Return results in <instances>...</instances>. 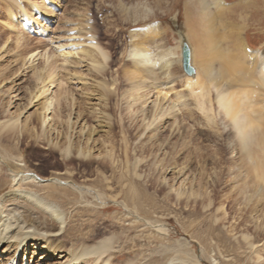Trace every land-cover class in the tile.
I'll list each match as a JSON object with an SVG mask.
<instances>
[{"label":"rangeland","instance_id":"rangeland-1","mask_svg":"<svg viewBox=\"0 0 264 264\" xmlns=\"http://www.w3.org/2000/svg\"><path fill=\"white\" fill-rule=\"evenodd\" d=\"M21 1V4L17 5L12 0H0V153L22 154L23 162L17 164L22 166L26 164L28 170L35 172L42 179L50 178L51 174L55 176L65 174L62 168L53 169L54 166L58 167V164L62 162L61 153L54 147V144L55 142L62 144L64 141L61 132L65 128L64 121L67 120V116L71 115L72 120L77 114H81L86 123L84 132L80 136L81 142H83V137H87L88 128H92L91 138L99 140L95 149L102 148V139H105L104 146L107 149L110 146L114 149L113 159L115 162L113 165L109 164L106 171L107 178L111 176L112 179L110 180L111 194H107L108 200L106 199L102 206L95 209L88 207L87 210H80L77 214L73 212L74 218L67 228L70 230L69 237L66 234L65 239H60L62 250H66L67 253L77 249L82 235L84 237L89 230L95 229V231L100 230L104 234L101 235L103 236L101 238H113L116 242L114 250H112L115 256L107 264H160L164 259L163 251L165 249L167 253L171 254L170 259L176 258L173 264H253L252 261L255 260V257L244 247L240 249L236 247L235 241L231 238L235 232L229 234V227L230 225L234 227L233 222L236 218L243 219L244 225H246L243 228L249 227L248 229L254 235L253 218L257 217L259 219L257 224L264 225V200H261L256 205L257 207H254L253 202L247 207L242 205L239 207L236 202L242 197L239 196V190L232 186H239L240 189L249 188L246 192L250 194L251 184L247 183L246 186L242 184L244 182L242 181L243 174L242 178L233 179V173L238 172L235 165H238L236 160H238V156L240 159V155L231 152V144L226 137L229 128L225 121L218 119L216 126L218 129L207 130L203 118L196 117L194 120L187 115L188 110H195L194 98L185 85L183 86L185 84L183 80L185 77L195 76L196 69L192 62L208 58L206 25L203 24L199 0H177L175 2L165 0L166 8L162 9L156 8L150 0V2L148 0H57L59 7L55 8L54 16L49 21H41L45 30L44 37H37L25 32L23 39L26 44L16 46V37L23 29L11 21L10 15L16 19L15 22H18L22 16V9L29 11L28 1ZM121 3L127 7L146 4L147 8L145 9L152 16L150 15V20L138 24H122L114 16V26L113 23L110 26L107 25L108 21L113 22L111 10L118 8L119 5H122ZM226 5L229 11L220 15L221 26L218 27L220 29L218 32H221L223 36L222 39L225 37L223 47L227 46L234 53L237 42L243 41L249 55L253 54L258 65L261 64L264 59V0H226ZM155 24L161 28L163 50L165 49L167 53L170 52L169 58L166 59L169 63L172 62L170 73L174 72L175 75H173L174 73L169 74V79L157 82L158 85H166L159 87L160 90L162 89V93L167 95L164 100L156 97L157 89L152 90L146 87L145 90L138 92L144 97L129 109L127 92L130 90L131 84L122 77L121 69L129 63L128 52L133 39L132 34L142 33L141 29L152 28ZM10 25L11 27H9ZM80 27L86 28L79 29L80 31L75 30ZM87 32L94 38L95 45L88 42L90 34L86 35ZM194 35L195 37H193ZM183 43L187 44L191 52V67L195 70L191 76L186 75L182 69L181 47ZM93 46L98 47L107 56L102 72L93 69L90 60L83 58L84 56L80 53L83 50L93 49ZM62 53H70L68 60L58 56ZM31 55L34 56L29 59ZM198 57L199 59H197ZM177 59L180 60L179 64L176 63ZM251 67L250 62L248 63L249 70ZM172 68L174 70L171 71ZM40 74L41 80L39 79ZM52 78V83H49ZM99 86L105 87L107 97L111 100L107 107H102V102L99 100V94L104 93ZM42 89L45 90L43 94ZM146 94L148 95L146 96ZM176 99H179L176 103V109L180 110L177 112L178 120H182L180 128L185 130V135L186 132L189 133V136L186 135L189 138L188 145L179 150L177 157L178 160L181 157L180 163L189 160L190 168H187V172L179 177H175L176 171L166 173L167 186L158 181L152 187L146 184L151 183L150 178L153 179V177H149L150 175L148 176V165L151 167L152 160L148 165H145L144 159L147 157L145 154L130 153L129 161H125L121 148L124 147V135L128 138L129 135L125 133L124 129L129 126L141 125L140 109L145 112L150 111L155 101L159 109H165ZM51 100V106L46 111L42 110L44 104ZM99 109L105 110L109 120L103 119V116L99 114ZM38 114H41L40 119L42 120L44 114V123L42 120L37 122ZM11 121H15V131H3V126ZM173 121L171 118L167 119L163 129L161 128V138L166 139L167 137L170 144L180 147V142L178 143L175 138H170L172 131L168 129V126ZM117 122L123 126V130L115 125ZM111 124L112 127L114 126L115 138L110 139V136L105 135L109 134ZM159 124H162L161 120ZM31 130L38 135L46 133L44 138L52 142L53 145L51 143L46 145L42 139L34 140L33 137L23 140V137H27ZM139 130H132V136L136 137ZM76 132V134H72L74 142L79 137V129H76ZM146 135L147 132L136 140L130 139L131 150L140 141L147 140L145 139ZM89 144L90 142L88 146ZM251 147L254 146L251 145ZM49 150L58 153L55 158L50 160L49 164L53 165H50L51 168L45 165L42 159L33 155V153H49ZM254 152L256 151L252 152L253 156L256 155ZM256 156L260 159L259 165L262 172L264 170V153H257ZM136 159L142 160V164L137 168L135 167ZM160 159H162L161 156ZM80 165L78 160L73 162L74 168L78 170L81 169ZM202 168L208 174L203 178L202 185L207 183V187H209L208 183L215 178L214 173L224 172V175L218 178L221 181L217 189L219 198L215 201L214 207L212 205L211 212H202L205 218H200V215L189 212L190 205L185 208L183 204H180V201H177L174 192H168L171 186L185 192L190 189L196 190L199 182L197 174L202 171ZM134 171L140 175V179L136 177ZM79 176L76 177L78 182H84L85 178ZM86 179L88 178L86 177ZM1 184L5 185L6 191L10 189L9 172L4 173V182L2 181ZM160 187L163 189L162 193L157 192ZM211 190L209 187L208 192ZM40 193L43 197L46 194L45 192ZM166 194L168 199L165 198ZM110 196L111 198H109ZM226 198L234 202V205L232 210L226 211L229 225L225 224L222 227L223 224L220 221L222 214L221 211L216 210V207H218L217 204L222 203L226 209V203L224 204ZM138 199L157 204L152 208H150L151 205L149 208L145 207L148 211L145 210V212L150 213V216L148 215L146 218L141 214L140 217L145 218V221L146 219L152 220V224L155 226L161 224L167 233L165 236L168 240L164 239L162 233L158 236L152 233L147 225L140 228L128 224L125 217L136 215L131 205L136 204ZM123 201L131 204L128 209L122 206ZM239 208H244V211L239 212ZM154 221L159 222L157 224L153 223ZM213 221L217 222L216 226ZM142 229H145L143 234ZM224 234H226L225 237ZM259 234L260 237L256 239L255 243L259 257L264 260V229ZM152 240L155 243H152ZM29 248V252L32 253V247ZM119 249L122 251L120 254L117 253L120 252ZM176 250L183 253L176 255L173 253ZM29 252L27 251L26 254ZM41 256L42 254L35 255L29 262L25 261V264L27 262L28 264H37L40 262ZM22 259L23 256L20 260ZM55 262H58L57 258L48 260L47 264H55ZM64 262L65 260L61 261V263Z\"/></svg>","mask_w":264,"mask_h":264},{"label":"bare ground","instance_id":"bare-ground-1","mask_svg":"<svg viewBox=\"0 0 264 264\" xmlns=\"http://www.w3.org/2000/svg\"><path fill=\"white\" fill-rule=\"evenodd\" d=\"M12 1L16 2L17 5H20L22 2L21 0ZM25 1H28L29 11H23L21 5L22 16L18 19V22H15L16 19L10 15L11 21L20 29H28L27 31L24 29L20 31L18 37H16V46H23L26 44L23 39L25 32L37 37H44L45 30L41 21H49L55 14V8L58 9L59 7V0ZM150 1H152L158 9L166 8L165 0ZM172 1L175 2L177 0ZM199 6L203 17V24L206 25L205 33L208 58L199 62H192V65L196 69V71L193 70V74L194 71L196 74L192 78L185 77V80H183L185 82L183 86L185 85L190 95L194 98L195 110H188L187 115L194 120L196 117L203 118L207 130H212V128H216L217 130L218 128L216 126L218 119L225 121L229 128L226 137L231 144V152H236L240 155V159L238 156V160H236L238 165H235L237 166L238 172L233 173V179L240 178L243 174V178H241L244 182L242 184L244 186H246L247 183L251 184L250 194L246 192L249 188L244 187L241 188V190L239 186H232V188L239 190V196L242 197V199H238L236 202L239 207L241 205L247 207L252 202L254 207H257L256 205L261 200H264V170L261 172V166L259 165L260 159L256 156L257 153H264V148H262L264 147V59L261 64L258 65L253 54L249 55L250 53L246 51L247 49L243 41L237 42L238 44L235 46L234 53L231 52L227 46L223 47V39H225V37L222 39L223 36L221 32L218 31L221 26V19H219L220 15L222 16L223 13L229 11V8L226 7V0H199ZM145 8H147L146 4L131 5V7L122 4L119 5L118 8H115V10H111V18L113 19L115 16L116 20H119L122 24L144 23L150 20L151 15ZM167 10L169 11L168 8ZM112 21L113 22L108 21L107 25L110 26V24L113 23L114 26L115 20L113 19ZM9 27H11V25ZM83 28L86 27L76 28L75 30H83ZM160 29V26L155 24L152 28L147 27L141 29L140 32L142 33L136 32L132 34L133 39L130 42V50L128 52L129 63L121 69L123 74L122 77L131 84V88L127 92V98L129 99L127 103L130 104L129 109L144 97V95H140L138 92L140 90H145L146 87L152 90L157 89L156 97L162 100L167 96L162 93V89L160 90L161 87L166 85H158L157 82H159V80L164 81L167 78L169 79V74H173L174 72L170 73L172 62L170 61L171 63H169L166 59L170 52L168 51L167 53L165 49L163 50L164 47L161 43L162 36ZM85 31L88 30L85 29ZM89 34L88 32L86 33L88 36ZM193 37H195V35ZM225 41L226 40H224V42ZM88 42L94 44V38L91 34ZM93 49H89L88 51L83 50L80 53L84 56L83 58L90 60L91 64H93V69L97 72H102L105 65L104 61H107V56H105L98 47L93 46ZM33 56L34 55H31L29 59ZM58 56H61L64 60H68L70 53H62ZM197 59H199V57ZM177 60L176 63L179 64L180 60ZM250 62L252 67L249 70L248 63ZM128 65L129 68H127ZM173 65H175V63H173ZM173 68L171 71L175 69ZM173 75H175V73ZM39 79L41 80V74L39 75ZM52 80L53 78L49 83H52ZM146 82L147 84H145ZM99 87L104 91V93L99 94V100L102 102L101 105L102 107H107L111 100L107 97L108 95L105 92V87ZM44 92L45 90L42 89V94ZM147 95L148 94H146V96ZM57 97L59 98L60 95ZM178 101L179 99H176L175 102L169 104L165 109H159L158 106H156V101L150 111L145 112L143 109H140V126H129L124 129L120 123L117 122L115 124L118 128L124 129L125 133L129 135V138L124 135V147L121 148L126 162L129 161L128 158L131 156L130 153L145 154L147 156L144 159L145 161L143 160L145 165H148L149 161L152 160L151 167L148 165V176L150 175L149 177H153V179L150 178V182L153 184L146 183L152 187H154L158 181H160V184L164 183V186H167L165 178L166 173H173L176 171L175 177H179L187 172V168H190L188 164L189 160L180 163L181 157H179V160L177 157L179 150L187 147V140L189 139V133L186 132V135H188L186 137L185 130L180 128L182 120H178L177 116V112L180 111L176 109V103ZM51 104L52 100L44 104L42 110L46 111ZM99 114L103 116V119L109 120V116L107 113L105 114L104 109H99ZM81 116V114H77L72 120L71 115L67 116V120L64 121L65 128L61 132L64 141L62 144L57 142L54 144V147L61 153L62 162L58 164V167L54 166L53 169L58 170L62 168L65 174L57 176L51 174L50 178L42 179L35 172L28 170L25 166L26 164L23 166L17 164L18 162H23L22 154L0 153V264H25V261L29 262L33 256L39 254H42V256L39 258L40 262H37V264H47L48 260H54L55 258L58 260L55 264H89L90 262V264H107L110 259L115 256V254L112 253L114 244L116 243L115 240L113 238H101L103 237L101 235L104 234H102L100 230L95 231V229L89 230L84 237L82 235V240L77 249L68 251L67 253L65 252L66 250H62L63 246L60 239H65L66 234L67 237H69L70 230L67 228L74 218L72 215L73 212L77 214L80 210H87L88 207L95 209L98 206H102L107 199V194H111L110 189H112V184L110 183L112 179L111 176L107 178L106 171L107 166H109V164L113 165L115 162L113 159L114 149L112 146H110L109 149L104 146L105 139L101 141L103 146L100 143L102 148L100 150L97 148L95 149V145L99 144V140L91 138L92 128H88L87 137H83V142H81L80 136H82L86 124L84 118ZM40 118L41 114H38L37 122L42 120ZM169 118L174 120L170 126H168V129L172 131L170 138H175L178 143L180 142V147L175 144H170L167 137L166 139L161 138V128L163 129V125ZM160 120L162 124H159ZM43 121L44 114L42 123H44ZM175 121L178 122L176 123ZM130 127H132V129H130ZM14 128L15 121H11L4 125L2 130L14 132ZM76 129H79V137L78 139L76 138L77 141L74 142V140H72V134L77 133ZM113 129L114 126L112 127L111 124L108 131L109 134L105 136H110V139L115 138ZM138 129L140 130L137 131L136 137H133L131 134L132 130ZM146 132L147 135L145 139L147 140L140 141L131 150L129 140L132 138L136 140ZM45 135L46 133H41L40 135L37 133L34 134L31 130L27 137H23V140L33 137L34 140L42 139L46 145L52 144V142L44 138ZM89 142L90 144L88 146ZM251 145L254 147L252 148ZM253 151H256L254 152V154H256L255 156L252 155ZM54 152L55 151L49 150V153H33V155L34 157L42 159L44 164L50 167V165L53 166L49 164L50 160L55 158L58 154ZM160 156L162 159L159 160ZM148 158L149 160H147ZM77 160L81 163L80 170L73 166V162ZM216 160L215 158V161ZM141 161L142 160L136 159V168L138 165L142 164ZM6 171L9 172L11 178V187L8 191L5 190V185L1 184L2 181L4 182V173H6ZM134 174L140 179L139 174H136L135 171ZM214 174L213 176L215 178L208 183V186L212 189L209 192L207 183L202 185L203 178L208 175L207 171L203 170V168L202 171L197 174L199 182L196 190L190 189L185 192L174 189V187L171 186L168 192H174L177 201H180V204H183L185 208L190 205L191 209H189V212L194 215H200V218H205L202 212H211L212 205L214 207L215 201L219 198L217 189L221 181L218 178H221L224 172L218 171ZM78 175H80V178H85V181L78 182L76 178ZM154 175L156 176V181L154 180ZM86 177L88 179H86ZM40 192H45V196H41ZM157 192L162 193L163 189L160 187ZM109 198H111V196ZM165 198L168 199L167 194ZM146 203V201H140V199H138L136 204H130L132 210L136 212V215H127V217H125L126 221L133 227L139 226L141 228L147 225L152 233L157 236L162 233L164 234V239H167L165 236L167 233H165L166 231L161 227V224L155 226L152 224V220L146 219L145 221V218L142 219L140 217L142 214V216L144 215L147 218L150 214L145 212V210L147 211L145 207L148 206L149 208V205H151L150 208H152L157 205L153 202ZM225 203L226 209H224L222 203H216L218 206L216 210L221 211L222 214L220 219L221 224H223L222 227H224L225 224L229 225V220L226 218V211L232 210V206L234 205V202L228 198L224 200V204ZM130 205L126 201L122 202L124 208L128 209ZM238 211H244V208H239ZM253 221V226L255 227L254 235L250 232V229H248L249 227L243 228V226H246L244 225L245 222L243 219L239 220L238 218L233 222L234 227L230 225L229 234L235 232L231 238L235 241L236 247L239 249L244 247L245 250L250 252L255 257V260L252 261L253 264H264V260H261L257 253L258 248L255 243L256 239L260 237L259 233L264 229V225L257 224L259 221L257 217L253 218ZM158 222L159 221H154L153 223L158 224ZM213 224L216 226L217 222L213 221ZM154 228L155 230H153ZM145 229H142V234L145 233ZM257 230H259V233ZM223 236L225 237L226 234ZM152 243L155 242L153 241ZM29 247H32V253L29 252ZM27 251L31 254L30 257L29 253L26 254ZM118 251H120L117 252L118 254L122 252L121 249ZM173 253L177 255L183 252L176 250L173 251ZM163 254L165 256L160 264H173L174 260H176V258L170 259L171 254L167 253L166 249L163 251ZM22 256L23 259L20 260ZM62 260H65V262L61 263Z\"/></svg>","mask_w":264,"mask_h":264},{"label":"water","instance_id":"water-1","mask_svg":"<svg viewBox=\"0 0 264 264\" xmlns=\"http://www.w3.org/2000/svg\"><path fill=\"white\" fill-rule=\"evenodd\" d=\"M191 52L187 44L183 43L181 47V64L185 74L193 75V69L191 67Z\"/></svg>","mask_w":264,"mask_h":264}]
</instances>
